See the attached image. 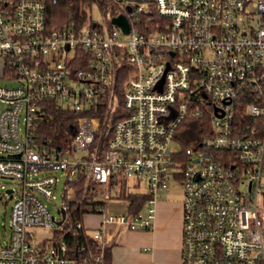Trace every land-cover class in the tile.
Masks as SVG:
<instances>
[{
	"label": "built area",
	"instance_id": "obj_1",
	"mask_svg": "<svg viewBox=\"0 0 264 264\" xmlns=\"http://www.w3.org/2000/svg\"><path fill=\"white\" fill-rule=\"evenodd\" d=\"M94 7L102 19L92 18ZM93 8L82 23L49 28L45 0H0V78L17 82L0 85V176L13 183L0 195L5 215L11 202L0 264H98L102 252L75 258L65 240L35 236L66 222L82 177L102 224L132 231L154 227L159 195L179 182L182 264H264V0H109L106 15ZM118 16L128 33L112 22ZM46 100L76 114L61 148L36 142ZM194 120L205 121L196 146L181 136ZM58 173L66 182L54 216L44 199L55 198ZM124 182L148 195L134 214L120 197ZM87 215L77 228L87 229ZM93 237L105 245L102 229Z\"/></svg>",
	"mask_w": 264,
	"mask_h": 264
},
{
	"label": "trees",
	"instance_id": "obj_2",
	"mask_svg": "<svg viewBox=\"0 0 264 264\" xmlns=\"http://www.w3.org/2000/svg\"><path fill=\"white\" fill-rule=\"evenodd\" d=\"M46 3V24L49 28L56 26L74 25L82 23L89 16V9L97 4L105 13L108 11L109 0H45ZM127 75L122 74L120 85H123ZM41 118L35 124V138L39 147L52 146L61 148L69 142L75 133L76 114L62 107L55 101H43L41 103ZM205 124V121L194 120ZM113 123V121H112ZM111 122H105L101 128L102 143L104 150L111 138ZM200 130V129H199ZM202 137V136H201ZM189 142V141H188ZM183 141V146H189ZM217 153H220L217 151ZM224 153V152H223ZM228 154V153H224ZM123 185L120 197L128 200L131 214L139 211L148 199L145 192L131 190ZM73 186V194L67 200V220L54 231L55 242L65 240L69 245L70 255L75 258H82L90 253H101L98 264H112V252L110 245H103L100 240L93 237L88 228L79 229L75 225L76 220H82L85 214H95L98 211L97 204L93 202V186L87 184L83 178ZM83 248L82 251H79Z\"/></svg>",
	"mask_w": 264,
	"mask_h": 264
},
{
	"label": "crops",
	"instance_id": "obj_3",
	"mask_svg": "<svg viewBox=\"0 0 264 264\" xmlns=\"http://www.w3.org/2000/svg\"><path fill=\"white\" fill-rule=\"evenodd\" d=\"M111 207L123 208V204L112 202ZM87 218L85 225L92 234L102 229L105 245L111 246L112 264H182V200L175 204L160 198L151 230L103 225L97 214Z\"/></svg>",
	"mask_w": 264,
	"mask_h": 264
},
{
	"label": "rangeland",
	"instance_id": "obj_4",
	"mask_svg": "<svg viewBox=\"0 0 264 264\" xmlns=\"http://www.w3.org/2000/svg\"><path fill=\"white\" fill-rule=\"evenodd\" d=\"M91 15L94 20L102 19L101 11L97 7L93 8ZM0 75H1V68H0ZM16 84L17 82L14 79L8 80V79L0 78V85H16ZM24 117L25 114L23 113L22 116L20 117L21 130H23L25 127ZM199 129H200L199 124L197 122L193 123L187 130L182 132L181 136L183 140L192 142V146L198 145L200 140L203 139L199 135V131H200ZM58 176H59V181H58L57 189L54 192L55 198H52L51 200L44 199L45 203L48 205L50 211L54 216H58L57 210L63 204V194H64L65 182H66V177L62 173H58ZM12 184H13L12 181L6 180L0 176V195L2 194L3 191H6V189L10 188ZM183 193L184 190L182 184L179 182L172 181L170 188L168 190H165L164 192H161L159 196L161 199L163 198V200H165L166 202H172L177 204L183 199ZM263 199H264L263 197L259 199V207H260V218L263 220V225H264ZM7 211L8 212L5 215L4 214L5 210H0V235L2 236V240L5 239L6 237L4 234V225L5 228L7 229V233H9L10 231L11 202L7 207ZM87 220L88 218L84 220L86 224H87ZM89 232L92 233L91 230H89ZM53 235H54L53 230L44 229V228L35 229V236L37 237V240L39 242H43L46 239H51L53 238Z\"/></svg>",
	"mask_w": 264,
	"mask_h": 264
},
{
	"label": "water",
	"instance_id": "obj_5",
	"mask_svg": "<svg viewBox=\"0 0 264 264\" xmlns=\"http://www.w3.org/2000/svg\"><path fill=\"white\" fill-rule=\"evenodd\" d=\"M112 22L119 25L125 33L129 32L130 26L125 16H118L112 19ZM63 218H65V212L61 211ZM62 222H58V224H61Z\"/></svg>",
	"mask_w": 264,
	"mask_h": 264
}]
</instances>
